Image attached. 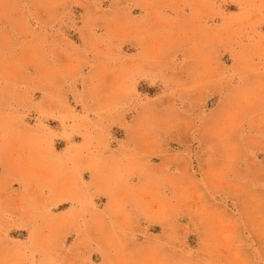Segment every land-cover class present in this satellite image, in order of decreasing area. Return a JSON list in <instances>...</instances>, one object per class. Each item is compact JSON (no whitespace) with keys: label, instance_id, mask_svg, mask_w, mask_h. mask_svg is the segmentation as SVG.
Here are the masks:
<instances>
[{"label":"rangeland","instance_id":"1","mask_svg":"<svg viewBox=\"0 0 264 264\" xmlns=\"http://www.w3.org/2000/svg\"><path fill=\"white\" fill-rule=\"evenodd\" d=\"M0 264H264V0H0Z\"/></svg>","mask_w":264,"mask_h":264}]
</instances>
